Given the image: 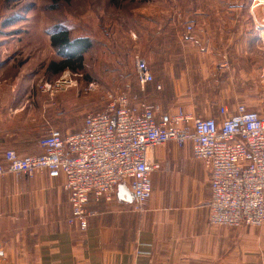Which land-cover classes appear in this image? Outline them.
I'll list each match as a JSON object with an SVG mask.
<instances>
[{"label":"crops","instance_id":"crops-1","mask_svg":"<svg viewBox=\"0 0 264 264\" xmlns=\"http://www.w3.org/2000/svg\"><path fill=\"white\" fill-rule=\"evenodd\" d=\"M177 2L184 11L175 58H165L171 22L164 26L159 13L144 24L159 26L146 34L156 48L149 65L155 80L127 92L133 102L168 113L180 106L203 118H220L222 106L234 111L243 103L264 117V0ZM18 63L0 60V162L8 149L40 154L51 129L70 133L84 123L66 126L63 94L35 89ZM149 155L158 164L149 200L139 209L125 184L112 202L91 196L85 230L68 223L63 176L1 174L0 264H264V226L211 223L209 171L190 141L183 147L169 141ZM188 156L195 161L193 174L186 170Z\"/></svg>","mask_w":264,"mask_h":264},{"label":"built area","instance_id":"built-area-1","mask_svg":"<svg viewBox=\"0 0 264 264\" xmlns=\"http://www.w3.org/2000/svg\"><path fill=\"white\" fill-rule=\"evenodd\" d=\"M136 71L145 90L154 74L144 57L137 56ZM74 84L64 76L46 89L55 94ZM106 99L102 110L85 115L78 131L51 129L41 140L42 153L3 152L0 175L46 171L53 178L63 176L71 205L68 223L85 230L91 196L112 202L118 186L125 184L141 209L152 196L151 175L158 167L149 151L169 141L180 147L190 141L194 156L209 171L211 223L264 226V117L257 111L239 103L234 111L222 106L220 118H203L180 106L168 113L147 101L134 103L123 91H109Z\"/></svg>","mask_w":264,"mask_h":264},{"label":"rangeland","instance_id":"rangeland-1","mask_svg":"<svg viewBox=\"0 0 264 264\" xmlns=\"http://www.w3.org/2000/svg\"><path fill=\"white\" fill-rule=\"evenodd\" d=\"M183 6L177 0H0V60L19 62L23 77L35 80V89H46L64 76L73 78L74 85L56 94L65 97V125H75L88 112L105 107L107 92L132 94L140 88L136 58L144 57L149 65L155 60V44L146 34L151 36L159 28L144 24L154 22L159 13L164 26L171 22L165 58L176 57ZM61 28H68L73 38L93 39L79 71L49 69L51 61L62 58L51 44V33ZM186 165L193 174L191 156Z\"/></svg>","mask_w":264,"mask_h":264},{"label":"trees","instance_id":"trees-1","mask_svg":"<svg viewBox=\"0 0 264 264\" xmlns=\"http://www.w3.org/2000/svg\"><path fill=\"white\" fill-rule=\"evenodd\" d=\"M51 44L62 56L61 60L50 62L49 69L52 72L59 73L66 69L79 71L84 65V54L93 46V39L90 37L73 38L68 28H61L51 33Z\"/></svg>","mask_w":264,"mask_h":264},{"label":"water","instance_id":"water-1","mask_svg":"<svg viewBox=\"0 0 264 264\" xmlns=\"http://www.w3.org/2000/svg\"><path fill=\"white\" fill-rule=\"evenodd\" d=\"M122 188H124V185H122ZM131 196H132V197H134V194H133V193H131Z\"/></svg>","mask_w":264,"mask_h":264}]
</instances>
